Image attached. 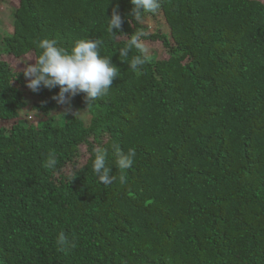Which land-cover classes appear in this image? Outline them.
<instances>
[{
    "label": "trees",
    "instance_id": "trees-1",
    "mask_svg": "<svg viewBox=\"0 0 264 264\" xmlns=\"http://www.w3.org/2000/svg\"><path fill=\"white\" fill-rule=\"evenodd\" d=\"M159 2L168 34L129 15L131 0H19L1 55L35 60L44 39L69 52L100 39L119 75L90 107L84 93L71 99L90 125L69 113L56 123L49 115L68 107L52 99L59 87L34 93L0 56V264H264V2ZM117 4L113 31L147 32L167 59L131 70L142 53L120 57L127 38L107 30ZM113 144L136 150L123 184ZM96 148L117 176L107 187ZM61 231L74 248L60 250Z\"/></svg>",
    "mask_w": 264,
    "mask_h": 264
},
{
    "label": "clouds",
    "instance_id": "clouds-1",
    "mask_svg": "<svg viewBox=\"0 0 264 264\" xmlns=\"http://www.w3.org/2000/svg\"><path fill=\"white\" fill-rule=\"evenodd\" d=\"M131 3L134 7L129 15L137 22H142L144 13L156 14L161 7L159 0H131ZM123 22L119 14V4H117L112 9L107 30L113 39L127 38L125 47L119 50L120 57H127L133 48L142 53V55L134 56L129 64L131 70L138 73L149 60V49L143 40L148 33L139 30L131 36L123 33L117 35L113 29H121ZM101 45L100 39H81L75 42L69 52L66 48L57 46V41L54 39L42 40L38 45L43 50L42 54L34 60V63L25 64L21 70L29 81L26 86L34 93H38L42 86L49 90L58 86L59 94L53 96L52 99L59 105H68L62 113L64 115L72 112L71 99L81 93L86 94L85 103L87 108L90 107L91 102L108 94L113 81L119 75V69L112 63L111 58L100 55ZM72 114L76 117L80 111ZM112 147L117 157L116 165L121 171L119 181L123 184L126 182L123 170L132 166L136 150L129 148L125 153L119 144H113ZM106 157V149L96 148L92 171L98 176L99 182L107 187L117 180V176L111 175V168L106 164ZM56 164V155L52 152L44 167L54 169ZM57 244L61 246L62 251L66 250V247L76 246L74 242L68 241L63 231L59 233Z\"/></svg>",
    "mask_w": 264,
    "mask_h": 264
},
{
    "label": "rangeland",
    "instance_id": "rangeland-1",
    "mask_svg": "<svg viewBox=\"0 0 264 264\" xmlns=\"http://www.w3.org/2000/svg\"><path fill=\"white\" fill-rule=\"evenodd\" d=\"M264 2V0H261ZM19 6V0H0V49L2 47V39L10 34L13 29V21H14V12L15 9ZM142 23L148 27L149 33H164L168 34L170 32V29L162 15V13L157 12L156 14L152 13H144L143 14V20ZM147 48L149 49L148 55L155 56L158 59H167L169 56L167 54L166 49L164 48L163 44L161 42H145ZM6 54V53H5ZM1 59L8 62L18 71H21L25 64L27 63H34V59H17L13 56L8 55H1ZM66 106H61L58 110L53 111L49 118L52 120V122H64L66 120L65 117H63L65 112ZM80 111V114L76 116L77 118H80L84 121L85 125H90L91 122V116L88 114L85 110H73L69 114L71 116H74L72 113ZM29 115V116H28ZM28 116V118H27ZM75 117V116H74ZM22 118L27 119L29 122L36 120L38 117L36 116L35 112H32L30 109H25V111L22 112ZM68 120V119H67ZM1 125V123H0ZM11 123H7L6 126H10ZM89 157L87 152L86 146H81V155L79 157V161L81 163H84L87 158ZM72 168L70 167L69 171H71ZM72 175V174H71Z\"/></svg>",
    "mask_w": 264,
    "mask_h": 264
}]
</instances>
